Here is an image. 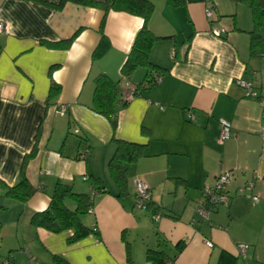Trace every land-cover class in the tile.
<instances>
[{
  "label": "crops",
  "instance_id": "crops-1",
  "mask_svg": "<svg viewBox=\"0 0 264 264\" xmlns=\"http://www.w3.org/2000/svg\"><path fill=\"white\" fill-rule=\"evenodd\" d=\"M149 1L154 8L148 29L162 37L153 44L150 61L166 72L118 110L113 131L91 108L94 78L103 73L118 81L119 98L126 83L140 86L145 68L129 77L120 70L142 18L70 0L59 9L38 0H0L6 28L0 34V263L52 264L59 255L69 264H151L146 249L157 248L160 238L167 247L184 240L174 264H216L220 250L246 264L248 251L257 255L264 245L252 231L264 217V48L250 52V0H217L211 22L204 15L206 0L178 6ZM102 19L108 42L94 58ZM210 27L226 33L215 37ZM261 36L264 40V28ZM237 80L250 84V93ZM52 85L59 89L48 99ZM219 118L231 123L222 144ZM115 140L142 146V154L125 164L122 187L108 169ZM22 167L35 189L24 203L4 196L1 187L14 185ZM221 170L233 175L229 204L216 208L209 221L201 220L196 202ZM136 179L150 189L149 209L134 205ZM247 181L254 183L252 192L238 194ZM57 182L89 196L96 187L81 221L97 235L69 242L71 230L53 233L30 223L33 213L48 206ZM153 209L161 214L158 220ZM238 244L248 246L244 262Z\"/></svg>",
  "mask_w": 264,
  "mask_h": 264
},
{
  "label": "trees",
  "instance_id": "trees-1",
  "mask_svg": "<svg viewBox=\"0 0 264 264\" xmlns=\"http://www.w3.org/2000/svg\"><path fill=\"white\" fill-rule=\"evenodd\" d=\"M70 1L82 5L99 7L104 13L109 10H120L141 17L143 20L142 25L134 35L130 50L122 64L120 73L123 77H129L139 67L146 69L144 80L140 83L139 87L134 88L133 96L138 93V89H142L140 87H149L157 83L156 77L162 76L166 70L150 61L152 46L157 40L162 39V37L154 35L148 29V19L154 8L149 0H104L99 3L87 0ZM167 3L171 6H178L184 3V0H167ZM62 4L63 0L57 5L51 6L59 9ZM248 6L251 10L252 17V28L248 32L250 36L249 48L250 52L254 54L257 49L264 48V40H262L261 36V29L264 28V0H250ZM103 21L104 19H102L100 27L101 42L93 52L94 58L99 57L106 51L105 47L108 41L103 34ZM72 38L65 43H69ZM58 89V86L52 85L48 99L54 98ZM125 104L126 102H122L121 98H119L118 81L112 80L103 73L94 78L91 108L109 120L113 131L116 128L118 110ZM86 149L89 151V148L86 147ZM33 154L34 151L24 159V166L26 160L31 158ZM141 154L142 146L140 144L115 140V149L108 160V169L119 187L126 184L125 164L135 161ZM1 187L4 189V196L21 203L26 202L35 191L25 175L24 167H22L19 179L14 185L6 186L1 184ZM92 190L97 191L96 187L92 188ZM68 202H73L74 207L70 208ZM150 206L151 201L146 209H149ZM91 208V196L74 192L70 184L57 182L50 196L48 206L42 211L33 213L30 217V223L35 227H41L53 233L71 230L72 234L68 238V241L75 242L90 233L98 234L95 228L87 227L81 221V216ZM155 213L159 212L153 209L152 215ZM184 245V240H180L172 247H167L166 241L158 238L157 248L146 249V261L151 264H174L176 256L184 248ZM237 259L236 256L229 252L220 250L216 264H237ZM52 260V264H69L59 255H54Z\"/></svg>",
  "mask_w": 264,
  "mask_h": 264
},
{
  "label": "built area",
  "instance_id": "built-area-1",
  "mask_svg": "<svg viewBox=\"0 0 264 264\" xmlns=\"http://www.w3.org/2000/svg\"><path fill=\"white\" fill-rule=\"evenodd\" d=\"M39 2L48 4V5H57L62 0H38ZM90 2H103L104 0H87ZM205 10L204 15L207 21L211 22L215 17V11L217 6V0H206L205 1ZM5 25L0 21V34L5 31ZM210 33L215 37H220L226 33V30L224 28H215L210 27ZM174 54V51H172V55ZM160 80V76L156 77V82ZM237 83L240 84L243 87L248 88V93H250V84L243 82L241 80H237ZM128 90L121 98L122 102H127L134 93V89L131 88L129 85ZM65 111V107L61 106L59 108V112L63 113ZM188 120L193 121L194 115L190 113L189 111L185 113ZM219 123V133L217 136V142L219 144L224 143L231 134V123L228 120H225L223 118L218 119ZM260 135L262 138H264V128H261ZM88 153V150L84 148L83 150L79 151V156L84 157ZM233 178L232 172L229 170H221L218 175L216 176V180L214 185L212 186H205L201 190L200 198L196 202L195 206V212L196 215L201 220H210V215L212 212L215 211L216 208L220 206H228L230 196L228 193V185L230 184L231 180ZM134 187H135V202L134 205L139 209H146L147 205L151 201V192L148 187V185L142 181L141 179H136L134 181ZM254 187V183L252 181H247L241 188L237 190V193L242 195L245 190L252 192ZM94 191L91 193V197L94 195ZM249 197L253 202L258 201V197L256 195H253L252 193L249 194ZM91 210V209H90ZM160 213H155L152 215V218L154 220H158L160 218ZM206 246L212 247V242L205 240L204 241ZM246 244H238V253L239 255L244 258L245 252L247 249ZM0 264H9L7 260L1 261ZM32 264H42L40 262H34Z\"/></svg>",
  "mask_w": 264,
  "mask_h": 264
},
{
  "label": "rangeland",
  "instance_id": "rangeland-1",
  "mask_svg": "<svg viewBox=\"0 0 264 264\" xmlns=\"http://www.w3.org/2000/svg\"><path fill=\"white\" fill-rule=\"evenodd\" d=\"M253 225V233L264 238V217L261 219L260 217L257 218ZM258 248L259 253L257 255H253L252 249L248 251L246 264H264V245H259ZM239 262H244L241 256L239 257Z\"/></svg>",
  "mask_w": 264,
  "mask_h": 264
}]
</instances>
